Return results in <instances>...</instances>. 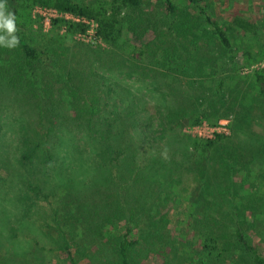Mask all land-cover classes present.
<instances>
[{
  "label": "rangeland",
  "instance_id": "1",
  "mask_svg": "<svg viewBox=\"0 0 264 264\" xmlns=\"http://www.w3.org/2000/svg\"><path fill=\"white\" fill-rule=\"evenodd\" d=\"M81 3H89L95 0H75ZM140 7L145 18L150 19V28H154V33L149 31L143 37L146 42L151 36L157 35L160 30L164 32L160 48L155 49V54L148 56L144 62L142 60H131L105 44L92 45L79 39L78 37H67L65 50L56 53L52 60L36 71L35 80L37 84L34 93L47 100L46 93L42 87L48 83V78L55 77L59 83L53 85L54 98L64 100V104L57 108L59 114L71 116L69 107L66 106L67 91L63 90V76L59 68L65 71L79 73L97 72L107 79L108 88L115 86L123 93V101L116 107L106 106L105 110L122 112L124 127L129 136L126 138V145H129V152L135 153V161L138 167L143 168L138 176L139 182L134 183L133 177H123V172L112 168L102 169L103 162L98 160V145L87 143L82 136V128L76 124L67 122V129L63 125L57 129L60 133L58 138L53 139L56 145V156L54 165L45 167L39 159L33 158L34 164L25 167L18 161L21 147L17 143L25 133V129L30 130L39 126L38 107L40 102L35 98L31 104H25L15 97L13 93H6L0 105V264H70L65 256L59 252L54 244H51V237L56 234L51 228L53 210L57 205L62 206L61 197L67 193L64 184L68 180H73L77 185L73 187L72 195L68 199L79 200L88 206L81 210L83 212L91 210L97 204H101L110 196L124 198L126 195L139 193L141 198H135L136 206L141 207L142 212L138 220L137 245L134 252L140 264H222L216 253L207 256L202 251V238L199 232L206 230V219L215 216L221 219L223 229L232 233L236 227H240L246 240L256 247L264 257V98L258 99L254 104V109L244 114L241 112L236 119L235 112L228 113L229 119L227 139L217 144V151L211 152V157L205 162V175L202 179V186L191 183L194 176L182 177V172L189 165V157L176 156L173 150L185 153V145L181 139L173 141L169 148H165L162 143L155 146H147L148 137L159 136L158 131L149 130L148 123L138 122L134 124L133 116L152 117L160 110L161 105L197 107L202 111L205 104H192V96L201 93V86L192 79L197 76L189 72L187 75L171 73L163 68L162 60L166 44L171 41V35L167 27L177 32L176 26L185 24L182 15H169L161 0H143ZM205 10L215 18L221 26L231 23L233 17L243 16L251 22L257 24L259 28L260 40L264 41V0H200ZM182 3H177L176 14L186 11L189 21L194 24L190 31L194 36H198L199 52L202 62L211 57H216L218 62H224L221 47L218 46L213 30L208 25L203 24L195 16L196 11L192 7ZM8 6H5L7 10ZM129 12V11H128ZM36 28L27 30L26 37L36 40L35 35L41 27L43 33H47L50 28H45L40 22H35ZM34 23V24H35ZM51 27V26H50ZM23 32V30H18ZM178 33V32H177ZM181 37L180 33H178ZM187 38H191L187 35ZM230 39L233 49H240L243 41L238 37L236 31H231ZM132 42H135L132 40ZM192 47L191 44H189ZM159 47V46H158ZM175 57L178 62L182 56L177 52ZM192 57V56H191ZM189 57V58H191ZM195 57H193L194 61ZM242 61L241 54L237 57V65ZM167 62V61H166ZM7 58L0 59V66L7 67ZM137 66V72L134 68ZM259 66V65H258ZM216 67L207 68L205 79L215 76ZM249 73V72H246ZM204 74V73H203ZM140 80L138 79V77ZM219 76V74H218ZM96 78V77H95ZM34 80V82H35ZM34 86V87H35ZM207 87V84L203 86ZM59 90V91H57ZM33 93V95H34ZM133 99V102L128 100ZM207 103V101H206ZM196 105V106H195ZM47 107H43L45 110ZM177 109L174 108L173 110ZM133 112V115L131 114ZM103 115L106 113L101 112ZM125 117V119H124ZM208 128L216 126L205 122ZM136 125V126H134ZM177 128L186 133L191 130L185 126ZM43 128L47 129L44 123ZM35 130V129H34ZM178 130H175L179 132ZM156 132V133H154ZM191 132V131H190ZM198 137L196 133H189ZM200 139H215V135L209 130L200 131ZM32 136V134L30 135ZM163 142L167 140L164 137ZM158 142V141H157ZM228 146L238 149L244 156L243 163L239 159L232 158L231 152L226 151ZM189 154V152H187ZM236 153H234L235 155ZM154 163L155 165H151ZM96 168V169H95ZM100 168V169H99ZM96 170V171H95ZM165 170H167L165 172ZM195 171H192V174ZM188 175V173H187ZM110 176L113 182L108 184L104 177ZM127 176V175H126ZM32 178V179H31ZM182 181L185 185L191 184L179 206H174L175 182ZM39 180V181H36ZM184 180V181H183ZM25 181H33L43 187L45 193L50 194L54 190V195H49L44 199L42 195L35 197L31 195V200L24 199L26 191ZM262 182L261 184L259 182ZM201 182V180H200ZM122 185L125 186L124 190ZM193 188V191H192ZM116 193V195H114ZM133 197V196H132ZM134 198V197H133ZM59 203V204H58ZM145 205V206H144ZM145 209V210H144ZM163 215L169 219L167 231L164 234L169 236L164 244L154 245L150 235L142 237L145 232L157 223ZM56 217L62 219L61 212H57ZM83 217L79 225L76 223L70 236L67 237L73 248L75 264H106L110 256L112 244L111 236H116V232L123 234L121 224L112 227L110 236H106L102 241L96 231L94 223L98 221L96 217ZM50 224V225H49ZM140 235V236H139ZM162 242V241H161ZM156 244L159 241H155ZM235 251V264H252L250 258L239 250ZM80 255L85 256L80 257Z\"/></svg>",
  "mask_w": 264,
  "mask_h": 264
},
{
  "label": "trees",
  "instance_id": "2",
  "mask_svg": "<svg viewBox=\"0 0 264 264\" xmlns=\"http://www.w3.org/2000/svg\"><path fill=\"white\" fill-rule=\"evenodd\" d=\"M161 2L169 15H182L185 22V24L176 26L181 37L172 26L167 27L170 34L174 33V35L171 34L173 37L166 44L169 51L164 50L163 56L167 62L162 60V66L167 68V72L180 75H187L191 72L197 75L193 76L192 79H198L195 80V83L202 85L201 93L196 92L192 96V104L199 106L205 104V107L199 111L201 109L197 107L181 108L180 106L171 107L169 105L167 108V104H163L152 117L133 116L132 120L134 124L138 122L148 123L147 128L149 130L158 131L159 136L155 137V140L148 137L147 146L162 143L165 148H169L173 141L178 140V137L181 139L185 145V153L181 152L180 154L178 150H173L172 154L174 157L178 155L189 157V165L182 172V177L194 176L191 183L195 184V189L196 186L204 184L202 179L205 175V162L211 157V152L217 151V144L224 139L229 140L231 138L216 134L215 139L202 140L197 136H191L181 132L182 130L172 128L171 125L178 124L179 128L199 126L204 122L215 125L219 120L226 118L228 113L235 112L236 119L241 112L250 113L254 109L255 102L264 98V67L255 68L246 74H242V70L250 69L264 60V41L260 40L257 24L243 16L233 17L231 23L224 27L210 16L204 6L201 5L200 0H161ZM176 2L182 3L183 6L189 3L187 5L196 11L195 17L212 28L218 46L223 51L221 55L224 56V62L219 63L216 57L208 58L205 60L206 62H202L203 59L198 50V36L186 32L190 31L194 24L191 26L188 12L186 13L185 10L176 14ZM144 3L148 4L143 0H95L89 3H81L75 0H5V6H8L6 11L13 13L16 17L17 31L15 35L19 38V43L17 47L11 49L0 47V59L7 58L9 61L6 68L0 66V105L6 93H13L25 104H31L35 98L40 102L37 119L41 124L30 130L25 129L22 139H19L17 143V146L19 144L22 149L18 161L26 165L25 167L34 164V157L39 159L45 167L54 165L56 145L53 144V139L58 138L60 134L57 129L63 125L70 130L67 122H72L78 125V128H82V136L85 137V140L87 138V143L93 144L95 142L98 145L97 158L103 162L102 169L116 168L123 172V177L132 176L134 183L139 182L138 176L141 175L144 167L140 168L133 162L135 161V153L129 152V145L128 147L125 146L127 144L125 140L129 134L123 128L124 122L120 115L122 112L105 110L106 106L116 107L118 103L123 101V93L119 88L115 86L111 89L108 88L107 79L103 78L102 75L99 78L97 72L82 70V72L77 73L73 69H70L72 72H69V70L65 71L63 68H59L63 76L61 82L63 83V90L67 91V98L69 99L66 106L69 107L71 116L57 112V108L64 104V100L57 101L51 91L55 89L53 85L59 83L55 77L48 78V83L42 87L47 100L43 101L38 93H34L35 85H39L35 80L37 69L47 65L56 53L65 50L67 37L85 33L88 26L83 23L57 19L52 21L47 33H43L39 27L35 35L36 40L27 38L26 32L36 22L31 16L34 7L53 8L59 12H68L94 20L97 24V36L103 44L131 60L145 62L148 56L155 54L156 48H160L162 45L160 40L165 37V34L160 30L156 36H151L150 40L146 42L143 40L149 31H154V28L145 25V22L151 24V18H145L140 9ZM18 30H23V32ZM231 31H236L238 37L243 41L240 49H233L234 46L230 39ZM150 35L147 34V36ZM187 35L191 38H187ZM177 52L181 56L186 54L188 57L182 58L178 62L175 57ZM239 54L242 58L240 66L237 65ZM193 57H195L194 61L192 60ZM210 67H216L215 70L219 76L216 74L211 79L203 78L207 68ZM133 68L134 73L139 74L137 72L139 68L137 66ZM137 77L140 80L139 76ZM205 84L207 87L204 88ZM128 102L135 104L133 99L128 100ZM43 107L47 108L43 110ZM176 107L177 109L173 110ZM102 111L106 115H103ZM131 114L133 115V112ZM44 123L47 124V129L42 127ZM1 133L2 127L0 126ZM31 134L32 136H30ZM164 137L167 140L163 142ZM226 151L231 152L233 159L237 158L243 163L244 156L238 149L228 146ZM234 153L236 154L234 155ZM151 165L155 164L152 163ZM193 170L195 173L192 174ZM104 180L105 182L108 181V184L113 182V178L110 176H105ZM178 181L179 179L175 182L177 185L175 186L173 207L182 203L183 195L191 187L189 183L185 185L182 181ZM76 185L71 179L64 184L67 194L61 197L62 206L57 205V208L53 210L51 228L56 236L51 237V244H54V249H58L70 264H75L73 248L67 237L72 233L74 225L76 223L79 225L83 217L91 218L92 221L96 217L98 221L94 223V231L102 241L106 236H110L112 227L114 228L118 223L121 224L123 231L121 234L118 229L112 230L117 234L115 237H110L112 238L110 242L112 247L110 260H107L106 264H140L134 255L138 242L136 239L138 236L135 232L138 228L140 214L146 215V213L142 212L139 204L136 206L137 200L135 198H141L143 195L141 193L139 196L132 194L134 198L127 195L124 198L109 195L103 203L94 205L91 210L83 212L80 216L81 210L88 205L80 203L79 200H69L67 197L72 195L73 187ZM124 188L125 186L122 185L123 190ZM24 189L26 191L24 199L27 200L32 199L31 195L35 197L42 195L44 199H47L51 194L54 195V190H51L50 194L42 192L43 187L33 181H25ZM57 212H61V221L56 217ZM167 217L166 215L161 216L157 223L142 233V237L150 235L154 245L164 244L166 238L170 239L167 232L166 235L163 232L165 229L167 231L169 222ZM206 220L205 225L208 228L204 230V227L198 235L202 238V251L206 252L207 256L216 253L222 264H235L234 258L236 256L233 250H239L250 258L252 264H264V257L256 247L246 240L240 227H236L232 233H228L226 229H223L221 219L209 216ZM155 241H159V243L156 244ZM80 257L85 258L82 255Z\"/></svg>",
  "mask_w": 264,
  "mask_h": 264
},
{
  "label": "built area",
  "instance_id": "3",
  "mask_svg": "<svg viewBox=\"0 0 264 264\" xmlns=\"http://www.w3.org/2000/svg\"><path fill=\"white\" fill-rule=\"evenodd\" d=\"M31 16L33 20H35L36 22L38 21L43 25L44 31L46 30L45 28L49 29L52 21L57 20V19H63L65 21L86 24L88 27L85 33L78 34L74 37H78L82 41L86 43H90L92 45L102 44L100 38L97 36V33H96L97 24L94 20H89L84 17L73 15L68 12H59L56 9L41 7V6L34 7L32 10ZM36 27H37V24L36 23L33 24V28H36ZM258 67H264V60L261 63L255 66H252L250 69H243L242 74H246V72H251V70L258 68ZM217 123L218 124L212 128H208L205 122L199 126L190 127L191 130H188L187 134L193 132L198 135V138H200L201 136L200 131L209 130L210 133L214 135L216 134L228 135L229 119L224 118V119L219 120ZM189 135L195 136L192 134H189Z\"/></svg>",
  "mask_w": 264,
  "mask_h": 264
},
{
  "label": "clouds",
  "instance_id": "4",
  "mask_svg": "<svg viewBox=\"0 0 264 264\" xmlns=\"http://www.w3.org/2000/svg\"><path fill=\"white\" fill-rule=\"evenodd\" d=\"M16 17L13 13L6 11L5 0H0V47L15 48L19 38L15 35Z\"/></svg>",
  "mask_w": 264,
  "mask_h": 264
}]
</instances>
